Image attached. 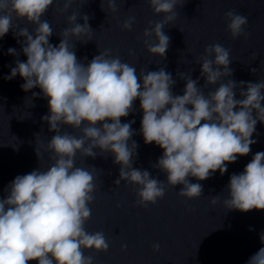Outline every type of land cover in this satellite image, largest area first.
I'll list each match as a JSON object with an SVG mask.
<instances>
[{
  "label": "clouds",
  "instance_id": "9594fccd",
  "mask_svg": "<svg viewBox=\"0 0 264 264\" xmlns=\"http://www.w3.org/2000/svg\"><path fill=\"white\" fill-rule=\"evenodd\" d=\"M73 2L64 0L63 7L56 11L63 14ZM53 4L54 0H0V38L10 30L15 37H24L17 43L27 57L26 62L17 58L4 79L19 74L25 81L20 85L23 91L40 89L25 100L30 106H34L33 97L48 100L49 114L41 119L55 133L47 143L53 163L46 170L37 167L17 175L4 188L5 195L0 198V264H93L94 256L85 255V249L108 250L103 232H88L85 228L91 218L89 205L95 200L98 176L95 165H75L78 152L92 159L105 153L113 157V164L120 166L113 183L134 185L136 204L147 207L163 198L169 186L182 185L180 196L199 198L203 185L189 178L203 181L217 170L223 175L229 163L251 152L250 146L257 143L252 138L257 122L264 123V80H234L229 67L230 49L219 43L206 45L199 57L200 76L192 79L191 73L177 72L185 86L182 95L175 94L176 80L166 66L137 74L134 66L112 55L111 49L99 48V54L90 61L87 57L78 59L75 43L70 44L69 37L81 43L93 40L94 29L87 14L79 17L83 24L77 22L76 13L69 15L71 27L61 31L58 45L51 44L49 38L54 31L41 17ZM148 4L155 14L165 16L160 22H148L143 43L149 54L165 59L170 37L164 28L176 19L178 0H148ZM100 7L106 13L117 11L116 0H101ZM224 17L233 39L250 35L245 33L247 16L228 10ZM14 19H24L36 27L30 33L27 27L14 25ZM134 22L135 17L129 16L121 28L131 31ZM7 53L20 55L11 47ZM251 71L254 74L256 69ZM225 76L231 79L218 84ZM201 77L203 85L198 83ZM209 84L218 86L205 94L203 89ZM237 90L240 98H236ZM137 99L142 110L139 134L145 144L155 143L163 149L151 167L164 173L165 180L133 167L139 147L132 139L137 134L132 128L135 120L122 123L121 117L137 110ZM63 126L78 129L81 135L62 133ZM35 152L40 160L37 147ZM225 191L222 203L227 210L264 209V151L256 152L242 172L230 175ZM218 202L220 194L210 197L212 205ZM260 240L264 243V232ZM152 247L158 251L160 245L154 243ZM246 264H264V247Z\"/></svg>",
  "mask_w": 264,
  "mask_h": 264
},
{
  "label": "water",
  "instance_id": "95a60500",
  "mask_svg": "<svg viewBox=\"0 0 264 264\" xmlns=\"http://www.w3.org/2000/svg\"><path fill=\"white\" fill-rule=\"evenodd\" d=\"M63 3L64 0H54L41 19L47 20L54 31L49 42L58 45L61 31L71 27L67 20L69 15L76 13L77 22L81 24L84 21L79 17L89 15L88 23L94 29L93 40L81 43L75 42V37H69V43H75L78 59L87 57L90 61L99 50L111 49L112 55H119L122 62L134 66L137 74L166 66L165 70L176 80L173 92L182 95L185 81L177 76V72L191 73L192 79L199 77L202 63L199 57L204 54L205 46L219 43L230 49L232 62L229 67L233 69L234 80H264V0H178L176 19L164 28L170 37L165 59L149 54L143 43V31L148 22H160L165 16L164 13L155 14L148 0H116L115 13L103 11L101 0H74L61 14L56 9L62 8ZM228 10L248 17L245 33L250 35L232 38L226 30L224 17ZM129 16L135 17L131 31L121 28ZM13 24L27 27L30 33L36 27L24 19H14ZM18 39L23 41L25 38L15 37L11 30L0 38V198L5 195V186L17 175L27 174L37 167L46 170L53 163L47 143L55 133L49 131L48 123L41 119L49 114L48 100L33 97L34 106H30L25 98L40 89L23 91L20 85L25 81L19 74L11 80L4 79L10 74L11 67H15L17 58L22 62L27 60ZM10 47L20 52L19 57L7 53ZM130 51L133 55H129ZM252 68L256 69L254 74ZM229 79L231 77H221L218 84ZM198 83L203 85L204 78L201 77ZM218 84H209L203 91L207 94ZM236 98H240L238 90ZM135 107L134 113L121 117L122 123L135 120L132 128L137 134L132 139L139 147L133 167L148 170L158 179L165 180L164 173L151 167L163 149L155 143H144L139 134L142 119L139 99L135 101ZM64 131L81 135L78 129L70 126H63L61 132ZM36 134H39L37 138ZM252 138L257 143L250 146L251 152L229 163L223 175L217 170L203 181L189 178L192 183L203 185V194L199 198L180 196L178 191L182 185L169 186L163 198L147 207L136 204L138 197L134 185L123 181L118 186L113 183L119 176L120 167L113 164V157L105 153L92 159L78 152L75 165H95L98 176L95 200L89 205L91 218L85 228L88 232H103L109 243L106 252L85 249L84 254L94 256L93 264H246L251 255L264 247L260 240V233L264 232V209L227 210L222 201L227 196L223 191L230 175L242 172L256 152L264 151V123L257 122ZM36 147L41 153L40 160ZM218 194L220 202L212 205L210 197ZM154 243H159L158 251L153 250ZM29 264L37 262L30 261Z\"/></svg>",
  "mask_w": 264,
  "mask_h": 264
}]
</instances>
